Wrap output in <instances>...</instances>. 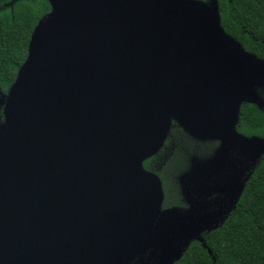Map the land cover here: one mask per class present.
I'll use <instances>...</instances> for the list:
<instances>
[{
    "label": "water",
    "instance_id": "water-1",
    "mask_svg": "<svg viewBox=\"0 0 264 264\" xmlns=\"http://www.w3.org/2000/svg\"><path fill=\"white\" fill-rule=\"evenodd\" d=\"M17 77L0 88V264H174L227 220L264 154L237 129L264 109V58L218 0H48ZM175 121L216 140L164 207L144 162Z\"/></svg>",
    "mask_w": 264,
    "mask_h": 264
},
{
    "label": "trees",
    "instance_id": "trees-1",
    "mask_svg": "<svg viewBox=\"0 0 264 264\" xmlns=\"http://www.w3.org/2000/svg\"><path fill=\"white\" fill-rule=\"evenodd\" d=\"M218 2L225 30L246 50L264 58V0ZM50 9L48 0H0V88L4 92L27 58L35 26ZM237 129L246 135L264 136V109L243 103ZM217 143L195 139L173 121L162 148L144 162L162 179L164 206L182 205L175 182L188 156H207ZM203 235L215 260L201 242L194 240L174 264H264V154L224 224Z\"/></svg>",
    "mask_w": 264,
    "mask_h": 264
},
{
    "label": "flooded vegetation",
    "instance_id": "flooded-vegetation-1",
    "mask_svg": "<svg viewBox=\"0 0 264 264\" xmlns=\"http://www.w3.org/2000/svg\"><path fill=\"white\" fill-rule=\"evenodd\" d=\"M218 145H219V142L217 144H215L214 149L211 151L210 155L216 150V148L218 147ZM191 161H192V157L191 156H188V159L186 160V162L183 163V166H182L183 168L180 169V170H178V173L176 175V180L177 181L175 183H176V186L178 187L177 188V195L180 197V200L182 202V205H185V203H184V200H183V197H182V194H181V189H180V183H179V180H178V176H179V174L187 171L190 168ZM169 198H171V195H169ZM164 202H165V200H164ZM170 206H173V205H170ZM170 206H164V207H170Z\"/></svg>",
    "mask_w": 264,
    "mask_h": 264
}]
</instances>
